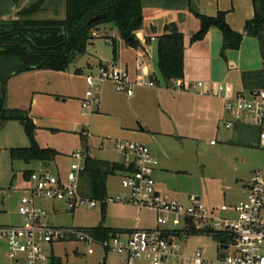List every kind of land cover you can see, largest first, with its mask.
Here are the masks:
<instances>
[{
  "label": "built area",
  "instance_id": "1",
  "mask_svg": "<svg viewBox=\"0 0 264 264\" xmlns=\"http://www.w3.org/2000/svg\"><path fill=\"white\" fill-rule=\"evenodd\" d=\"M170 81L178 91L201 85L181 78ZM85 82L90 88L110 82L116 92L133 94L127 69L116 63L100 65L95 76H85ZM223 88L222 84L216 86L218 91ZM83 100L81 107L85 109L97 103L98 97L86 90ZM224 109L229 116L224 127L230 128L234 123L254 126L262 150L261 165L250 173L245 198L210 207L194 193L181 201L158 190L154 178L157 159L148 146L131 140L114 143L125 166L120 180L122 192L107 194L103 200L91 198L81 190L86 152L77 149L71 153L65 172L39 167L29 173L26 193L17 208L20 222L0 224V240L10 264H51L53 244L67 240L77 241L89 254L99 248L103 254L113 253L126 261L138 259L148 264H264V88L224 97ZM43 198L53 203L62 201L70 211L109 202L147 208L155 212V226L117 229L102 238L92 234L90 227L50 224L38 203ZM193 236L209 237L216 243L212 256H206L204 246L186 248V241Z\"/></svg>",
  "mask_w": 264,
  "mask_h": 264
},
{
  "label": "crops",
  "instance_id": "2",
  "mask_svg": "<svg viewBox=\"0 0 264 264\" xmlns=\"http://www.w3.org/2000/svg\"><path fill=\"white\" fill-rule=\"evenodd\" d=\"M148 1L152 3H149L148 7L145 8ZM220 1L202 0V6L201 0H191V3L196 4V8L201 6L205 14L224 11L225 19L230 27L243 32L245 21L253 16L251 0H223L224 4ZM237 1L238 6L242 7L243 11L235 18L233 14L236 10ZM175 2H167L166 0H145L143 2L141 33L148 40L149 53H146L147 59L140 60V65L138 64V58L141 57L140 49L134 48L132 50L135 59L129 63L116 60L111 63L102 62L101 60L98 62V66L114 63L124 66L132 81L133 94L130 96L121 94V99L126 103V109L124 111H112L115 114L112 117L115 122L114 126L125 137L115 138L113 141L115 143L116 140H131L149 147L151 153L157 159L154 178L158 190L167 192L181 201H185L186 197L193 192L199 196L201 201H205L204 204L210 207H218L224 202L232 204L245 198L250 173L261 165L262 150L258 145L257 129L254 126L234 123L230 128L224 127V122L229 118L224 109V97H232L239 92L247 91L242 84V73L261 68L262 59L258 40L256 37L244 35L239 47L227 50L225 58H223L220 55L221 32L213 27L207 31L201 40L190 42L189 37L198 29L199 20L196 22L189 19V22H185V16L180 15L181 17L175 23L183 34V77L181 79L184 82L197 80L203 83L200 86L181 91L173 88L172 83L169 84L167 81L161 85L155 77L154 59L151 54L152 42L156 47L157 36L162 34L164 25L170 20H167L166 17L163 18L164 16L161 13L172 6L182 5L185 7L187 5L186 0H175ZM145 17H148L147 22H145ZM120 41L124 45L121 39ZM138 66L141 68L138 69ZM148 82H153V85H148ZM217 84L223 85L222 91L216 89ZM99 87V99L93 106L102 116L107 117L105 114L108 111L104 107L105 102L112 101V106L117 105L113 100L114 98L109 97L108 94L109 91H112L113 86L109 82H104ZM35 96L37 95H33L31 101H37ZM66 96L68 95H58L55 100H65ZM32 120L37 130L40 126L36 120ZM51 129L55 130L54 128ZM207 131L216 135L215 142H212V139L209 140L212 153L216 156L221 155V157L232 156L233 158L226 157V160L234 161L233 159H235L238 165H233L227 169L226 175L223 171L219 172L218 176H213L207 173L205 166L202 164L195 173L199 187H196L197 183H193L191 186L179 184L177 175L180 173H185L182 175L189 174L186 168L187 163H190L188 154L192 151L198 152L200 145L198 136ZM82 135L86 137L90 153L91 145L88 143V136L84 132H82ZM57 151L59 154L54 160L59 159L61 154H64L59 150ZM71 153H66L69 160ZM90 155L94 156L91 153ZM122 158L120 161L115 162L122 163ZM36 162L38 168H42V165H44L40 161ZM239 164L242 165V168ZM48 165L44 166L47 168ZM32 169L35 168L32 167L28 170ZM56 171L65 172V170L59 168L57 163ZM115 174L122 176L123 172L118 171ZM213 182H216V185ZM262 214L264 216V210ZM117 229L133 230L134 228ZM186 248L188 249V245ZM105 255L103 254L102 261H105ZM121 257L123 264H130L131 261H143L138 259L126 261L123 256Z\"/></svg>",
  "mask_w": 264,
  "mask_h": 264
},
{
  "label": "rangeland",
  "instance_id": "3",
  "mask_svg": "<svg viewBox=\"0 0 264 264\" xmlns=\"http://www.w3.org/2000/svg\"><path fill=\"white\" fill-rule=\"evenodd\" d=\"M21 1L22 0H0V8H4L10 12L12 11L10 7H16V4ZM33 1L36 0H23L22 5L29 4ZM166 1H173V3H176L175 0ZM220 2L223 3V0ZM228 2L230 3V1ZM149 3L152 2L148 1V3L145 4V8L148 7ZM202 5L203 2L201 0V6ZM192 6L196 8V4L192 3ZM201 6H197L196 9L200 14H205ZM235 7L236 10L233 16L237 18L243 11V8L238 6V1ZM64 10L63 0H45L43 9L34 14L33 17L46 18L55 16L57 18H62ZM216 13L217 12L205 15L212 16ZM161 14L164 16L163 18L166 17L167 20L170 19L168 22L178 21L181 17L180 15L185 16V22H189V19L195 20L196 22L198 20L188 5L185 7L182 5L178 7L172 6ZM145 18V22H147L148 17ZM112 25L111 23H107L95 26L91 31V37L86 44L85 51L77 54L64 70L46 68L34 69L23 71L7 79L5 95L6 106L8 108L26 109L32 119L36 120L37 124L40 126L36 130L35 135L38 144L40 146L56 148L61 153H64L61 154L59 159L50 162L47 166L49 171H56V163L61 170H67L71 160H69L66 153L70 154L77 149H84L81 144L82 132L86 133L88 136V143L91 145L90 153L92 155L109 161H120L122 158V154L115 149L113 140L115 138H124L125 136L117 131V128L114 126L115 122L112 119L115 115L112 111H124L126 109V103L121 99L122 93H116L113 89L111 92L109 91V97H113L117 105L112 106V101H109V103L105 102L104 107H106V111H108V113L105 114L107 117L104 115L102 116L100 112L94 109V103H91L90 106L84 110H82L81 107L86 90H91L93 95L97 96L99 99V85L90 88L85 82V76H95L98 73V62L100 60L106 63H111L115 60L127 61L129 63L131 60L135 59L132 48L121 43L118 30L115 27H111ZM112 38H116L117 40L118 51L115 60L112 57ZM139 52L141 56L138 58L139 61H143L144 58L147 59V54L144 51L140 50ZM151 54L154 59L155 77L158 79L159 83L163 85L165 80L161 77L157 68V53L153 42ZM138 67V69L141 68L140 66ZM194 82L203 83L197 80ZM168 83L171 84L169 81ZM62 94L68 96L65 97V100L60 99L56 101L55 98ZM33 95H37L35 96L37 97V101L35 102L31 101ZM82 112L84 113L82 114ZM198 137V142L200 144L198 152L192 151L188 154L190 163H187L186 168L189 174L182 175L185 173H180L177 175L179 184L191 186L193 183H197L196 187H199L200 185L199 182H197L195 173L202 164L205 166L207 173L213 176H218L219 172L221 173L223 171L226 175L227 169L233 165H238L235 159H233L234 161L226 160V157L233 158L232 156L226 155L225 157H221V155L216 156L212 153L209 140L212 139V141L215 142V134L207 131ZM127 138L130 139L129 137ZM29 143L23 125L17 120L7 121L0 129V224H14L20 222V217L17 213L19 199L26 193V187L29 183L27 178L23 175V172L32 167L37 169L38 164L36 161L26 162L21 159H11L9 149L11 147H25L28 146ZM239 165L242 168V165ZM121 177L122 176L119 174L108 176L106 180L108 195L122 192L120 186ZM213 184L216 185V182H213ZM161 188L165 189L163 187ZM166 189L168 190V188ZM203 198L205 200V196ZM203 198L201 199L203 200ZM38 203L46 212L47 221L54 226L93 227L101 223L110 228L139 229L149 228L155 224L154 211L121 203L109 202L106 203L103 208H101V205H97L90 209L79 208L75 211L68 210L62 201L53 203L49 198L39 199ZM215 244L216 243L211 238L204 236H193L186 241L188 250H191V248L195 246L206 247V256L208 257L212 256ZM221 252L225 253L226 251ZM52 253L54 256L60 258L62 264H100L103 259V252L99 248H96L93 253L89 254L86 253L84 247L75 240L54 243L52 246ZM105 261L106 264H123L122 257L113 253H107L105 255ZM0 264H10V261L6 257V249L2 240H0ZM130 264L148 263L144 261H131Z\"/></svg>",
  "mask_w": 264,
  "mask_h": 264
},
{
  "label": "trees",
  "instance_id": "4",
  "mask_svg": "<svg viewBox=\"0 0 264 264\" xmlns=\"http://www.w3.org/2000/svg\"><path fill=\"white\" fill-rule=\"evenodd\" d=\"M145 0H64V17L34 18L41 10L40 2L30 4L18 11V18L0 17V129L7 121L20 122L29 139L25 147H11V159L26 162L40 161L48 165L59 152L52 147L40 146L36 141V125L26 109L8 108L5 104L6 82L13 75L34 69L64 70L77 54L85 51L92 29L99 24H113L123 43L131 48L149 53L148 40L142 36V7ZM187 5L199 20L198 29L190 42L201 40L210 28H217L222 35L220 55L225 58L229 49H237L244 35L256 37L259 44L262 66L259 70L245 71L241 75L246 90L264 87V0H251L253 16L246 20L243 32L230 27L224 11L215 15L200 14ZM0 12L3 9L0 8ZM0 13V14H1ZM97 16V17H96ZM96 17L95 19H92ZM112 57L117 56V40L112 38ZM157 67L165 81L183 77V34L175 22L164 25L162 34L156 38ZM81 144L86 152L84 171L81 175V190L91 198L103 200L107 195L108 176L125 170L122 163L96 158L89 153L86 137L81 134ZM31 170H25L28 177ZM101 204V208L104 207ZM94 235L107 237L117 228L99 223L90 227ZM51 264H62L54 256ZM100 264H106L102 261Z\"/></svg>",
  "mask_w": 264,
  "mask_h": 264
},
{
  "label": "flooded vegetation",
  "instance_id": "5",
  "mask_svg": "<svg viewBox=\"0 0 264 264\" xmlns=\"http://www.w3.org/2000/svg\"><path fill=\"white\" fill-rule=\"evenodd\" d=\"M44 1L45 0H36V1H33V2H31V3H29V4H26V5H22V3H23V0L19 3L18 2V4H16V7H14V6H11L10 8H11V10L12 11H10V12H8L7 10H5L4 8V10H3V12L0 14V16H1V18H4V19H15V18H18V11L20 10V9H22V8H24V7H26V6H28V5H30V4H33V3H37V2H40V4H41V10L43 9V4H44ZM64 1V0H63ZM37 13V12H36ZM35 13V14H36ZM34 15V14H33ZM32 15V16H33ZM3 16V17H2ZM51 17H55V16H51ZM63 17H64V15H63ZM47 18V17H46ZM57 18V17H56Z\"/></svg>",
  "mask_w": 264,
  "mask_h": 264
},
{
  "label": "water",
  "instance_id": "6",
  "mask_svg": "<svg viewBox=\"0 0 264 264\" xmlns=\"http://www.w3.org/2000/svg\"><path fill=\"white\" fill-rule=\"evenodd\" d=\"M97 17V16H96ZM96 17H93L92 19H95ZM42 168H45V166L44 165H42ZM127 170H129L130 169V165L129 166H127V168H126Z\"/></svg>",
  "mask_w": 264,
  "mask_h": 264
}]
</instances>
